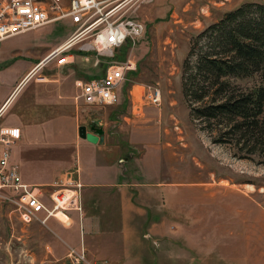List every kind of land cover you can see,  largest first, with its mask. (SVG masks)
Returning a JSON list of instances; mask_svg holds the SVG:
<instances>
[{"label": "rangeland", "instance_id": "1", "mask_svg": "<svg viewBox=\"0 0 264 264\" xmlns=\"http://www.w3.org/2000/svg\"><path fill=\"white\" fill-rule=\"evenodd\" d=\"M62 1L67 5L70 0ZM114 1L124 4L126 17L145 27L136 45L122 49V55L115 58L130 56L136 63L118 90V101L90 109L74 100L76 83L101 77L112 59L94 66V56L83 57L74 45L40 66L74 30L68 21H61L1 43L0 103L21 74L37 70L1 115L0 128L21 111L33 127L45 125L46 119L60 114L54 98L64 97L62 101L77 115L79 126L91 133V128L101 129L102 141H77L64 148L52 140L41 144L51 133L49 128L38 130L34 134L37 143L27 155L34 171L62 172L53 188L48 187L53 192L78 182L77 172L99 174V165L106 160L116 175L112 178L115 186H126L128 196H133V210L124 220L123 195L113 193L114 184L91 187L97 192L86 193L85 203L83 181H79L81 217L85 211L97 217L103 224L101 236L90 233L86 238L82 218L75 213L77 229L71 223L67 231L77 230L76 242H72L78 248L58 253L52 246L46 256L45 246L55 239L49 222L61 223L56 219L45 225L32 223L39 230L28 241L27 225L18 223L9 205L0 204V264H72L73 258L65 255L71 249L80 252L83 245L89 264H264V146L248 157L234 144L211 143L200 123L189 116L181 86L182 63L194 38L226 12L264 0ZM194 61L191 57L190 63ZM232 82L247 89L257 85L258 79ZM147 87L160 91L157 104L147 100ZM72 121L67 117L59 123L67 130ZM52 125L62 128L57 119ZM227 139L234 143L237 138ZM59 218L66 221L62 215Z\"/></svg>", "mask_w": 264, "mask_h": 264}, {"label": "built area", "instance_id": "2", "mask_svg": "<svg viewBox=\"0 0 264 264\" xmlns=\"http://www.w3.org/2000/svg\"><path fill=\"white\" fill-rule=\"evenodd\" d=\"M123 5L114 0H70L67 5L62 0H0V45L10 37L48 24L68 21L74 27L71 36L43 63L65 53L74 45L83 57L94 56V66L102 60L112 59L101 77L76 83L78 93L74 100L90 109L114 105L118 101V90L126 82L127 75L136 68L130 56L115 58L122 55V49L128 46L133 48L145 31L141 22L125 16ZM64 60H60V63ZM147 100L157 104L160 91L156 87H147ZM19 139L18 128H0V204L9 205L22 225L36 222L45 225L49 219L64 223L59 215L67 220L70 212L77 213L81 219L82 186L79 181L44 198L40 187L22 180L18 165L11 160V149ZM67 257L73 258L72 264H89L82 248L80 252L71 249Z\"/></svg>", "mask_w": 264, "mask_h": 264}, {"label": "trees", "instance_id": "3", "mask_svg": "<svg viewBox=\"0 0 264 264\" xmlns=\"http://www.w3.org/2000/svg\"><path fill=\"white\" fill-rule=\"evenodd\" d=\"M255 77L258 84L247 89L232 82ZM181 86L189 116L211 143L234 144L248 157L264 146V3H244L198 34Z\"/></svg>", "mask_w": 264, "mask_h": 264}, {"label": "crops", "instance_id": "4", "mask_svg": "<svg viewBox=\"0 0 264 264\" xmlns=\"http://www.w3.org/2000/svg\"><path fill=\"white\" fill-rule=\"evenodd\" d=\"M221 1V0H220ZM1 52V51H0ZM44 64V63H43ZM41 64V66L43 65ZM37 70V69H36ZM32 71V73L30 75L27 74H21V78L18 80V82L16 83V85L13 86V88L11 89V91L9 92V94L4 98V100L0 103V117L1 115L5 114L10 107L9 104L12 102V100L17 96V94L19 93V91H22L23 86L26 84H28V81L30 80V78L34 75L35 71ZM2 72V70H1ZM46 86V85H45ZM47 86H51V85H47ZM53 88V87H52ZM24 89V88H23ZM20 91V92H21ZM65 97H68L66 95H64ZM64 97H59L58 99L54 98V107L56 108V111H60V114H57V116H51L50 120L48 121L46 119V121L44 122L45 125L43 124H38V127H33L32 124H30L27 120V118L21 117V115H23L22 111L18 114H15V116L10 119V123H7L3 126L5 127H15L18 128L20 131V139L15 143V145L12 147L11 149V160L14 164L18 165L19 167V173L20 176L22 178V180L24 182H26L27 184L30 185H36L38 187H42L40 190L42 191L43 197L47 198L48 194L51 193V190L49 191L48 187H52L53 188V184L54 181H56V178H60L61 177V173L62 172H58L59 170L56 169V171H51V173H38L37 171H34V167L32 164V161L28 160L27 155L29 156V153L32 150V147L34 146V144H36L37 139L35 138L34 134L39 130L40 132L42 130H49L50 131V138L47 139H43L41 140V144L46 142L47 140H52L54 145H57L59 147H68V146H72L74 143H76L77 141H86L83 139H80L78 136V128L79 126V122H78V118L77 115L74 114L72 112V110L69 109L68 105H65L66 103L63 100ZM21 110V109H20ZM67 111L68 114L64 115V112L61 111ZM55 111V110H54ZM66 113V112H65ZM70 117L72 118V123L71 126L69 127V129L65 130L66 128L61 126L59 121L61 122V120ZM55 119H57L58 124L62 127V128H58V127H54L52 124L55 121ZM49 125V127H48ZM47 126V127H45ZM37 128V129H36ZM45 128H49V129H45ZM36 129V131H35ZM56 130V132H55ZM103 135V134H102ZM70 140V142L68 141ZM72 141V142H71ZM100 142L102 141V138L99 140ZM98 143V142H97ZM16 148V150H15ZM84 153H85V145H84ZM86 158H83V163H85ZM103 163H101L102 165L99 167L101 168V171L99 172V174L97 173V175L94 174L93 175H83L81 173L77 172V175H74V177H77L78 181H83V201H85V203H87V199L89 198V194L85 195L86 193H95L97 192V189L95 188H91L93 186H101V185H106V186H110L112 184H114V181H112V178H116L115 173L111 171V165L109 162H107L106 160L102 161ZM67 166H64L63 169H66ZM54 169V168H52ZM55 170V169H54ZM39 177H44V179H39ZM92 177L93 180H91V182H89L87 179H90ZM46 178V179H45ZM97 179V180H96ZM95 180V181H94ZM44 186V187H43ZM115 187V188H113ZM113 188V193H116L115 191H120V193L123 195V197H125V201L123 200V197L121 198V211H122V215L124 220L128 217V213L133 210L132 208V200H133V196L129 195L128 196V189L126 186H122L117 188L115 186V184L111 187ZM83 207H84V202H83ZM86 212V211H85ZM84 213V216H82V225L84 226L85 229V237L87 238L88 234H96L98 236H101V232H102V227L103 224L101 221H99V219L94 216H87L88 214ZM65 219V217H63ZM77 216L75 213L70 212L68 213V217L67 220H61L64 223H56V222H49V229H51V233L55 236V239H52L51 241H48L47 246H45L46 251L49 250L52 246H53V251L55 252H67L69 247H75L78 248L77 244H74L72 241L76 242V231L74 230L73 227V232L67 231L68 230V226L72 223L73 225H76V229H77ZM17 220V219H16ZM18 221V220H17ZM70 222V223H69ZM18 223H20L18 221ZM69 223V224H68ZM124 223L126 224V222L124 221ZM21 224V223H20ZM37 230H39V226L36 224H30L27 225V233L29 235V239L28 241H32L34 240V236H35V232H37ZM46 232V231H45ZM20 240H23L24 243L27 242V239H22V237L20 238ZM82 249H84L85 254L87 255V251L83 246H81ZM44 253V252H43ZM46 256H48V254H51V250L47 251L46 253H44ZM68 255V253H67ZM67 255H65L67 257Z\"/></svg>", "mask_w": 264, "mask_h": 264}, {"label": "water", "instance_id": "5", "mask_svg": "<svg viewBox=\"0 0 264 264\" xmlns=\"http://www.w3.org/2000/svg\"><path fill=\"white\" fill-rule=\"evenodd\" d=\"M91 132H87L84 126L78 128V136L80 139L86 140L92 144L99 142L102 138L103 131L101 129L91 128Z\"/></svg>", "mask_w": 264, "mask_h": 264}, {"label": "bare ground", "instance_id": "6", "mask_svg": "<svg viewBox=\"0 0 264 264\" xmlns=\"http://www.w3.org/2000/svg\"><path fill=\"white\" fill-rule=\"evenodd\" d=\"M71 44H72V43H71ZM71 44H70V45H71ZM40 64H41V63H40Z\"/></svg>", "mask_w": 264, "mask_h": 264}]
</instances>
